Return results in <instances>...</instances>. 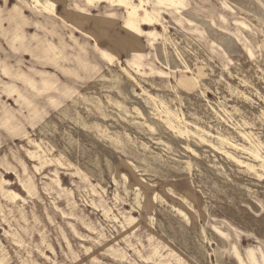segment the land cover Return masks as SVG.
Listing matches in <instances>:
<instances>
[{"label":"rangeland","instance_id":"obj_1","mask_svg":"<svg viewBox=\"0 0 264 264\" xmlns=\"http://www.w3.org/2000/svg\"><path fill=\"white\" fill-rule=\"evenodd\" d=\"M0 264H264V0H0Z\"/></svg>","mask_w":264,"mask_h":264},{"label":"bare ground","instance_id":"obj_2","mask_svg":"<svg viewBox=\"0 0 264 264\" xmlns=\"http://www.w3.org/2000/svg\"><path fill=\"white\" fill-rule=\"evenodd\" d=\"M141 12V11H139ZM146 12V11H144ZM146 15V14H145ZM136 22H139V23H146L148 22L147 20L145 19H141L140 17L137 16V8L136 7H131L128 12H127V15L124 19V23H123V26L125 29H130V30H134L137 32V29L136 27L134 26V24ZM140 32V31H138Z\"/></svg>","mask_w":264,"mask_h":264}]
</instances>
